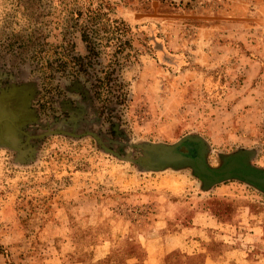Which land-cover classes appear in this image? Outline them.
<instances>
[{
  "label": "rangeland",
  "instance_id": "rangeland-1",
  "mask_svg": "<svg viewBox=\"0 0 264 264\" xmlns=\"http://www.w3.org/2000/svg\"><path fill=\"white\" fill-rule=\"evenodd\" d=\"M109 1L131 32L75 18L100 0H0V84L26 81L35 108L26 133L0 123V264H144L196 225L213 252L260 264L264 192L236 178L203 190L147 150L199 135L212 167L239 150L264 166V0ZM75 78L95 109L74 110Z\"/></svg>",
  "mask_w": 264,
  "mask_h": 264
},
{
  "label": "water",
  "instance_id": "water-1",
  "mask_svg": "<svg viewBox=\"0 0 264 264\" xmlns=\"http://www.w3.org/2000/svg\"><path fill=\"white\" fill-rule=\"evenodd\" d=\"M193 142L200 146L198 156H190L180 152L178 149L183 143ZM207 143L199 135H184L172 144L152 145L148 150L157 159L156 167L184 168L189 167L192 172L202 181V189L207 190L222 181L236 178L249 183L264 192V170L249 173L248 158L249 150H239L233 153L221 155V163L217 167L210 166L206 161ZM128 160H130L128 158Z\"/></svg>",
  "mask_w": 264,
  "mask_h": 264
},
{
  "label": "crops",
  "instance_id": "crops-1",
  "mask_svg": "<svg viewBox=\"0 0 264 264\" xmlns=\"http://www.w3.org/2000/svg\"><path fill=\"white\" fill-rule=\"evenodd\" d=\"M203 229V227H198V225L194 227L189 226L183 231L176 232L175 235H170V240H165L163 245L154 247L156 252L152 255L149 254L144 260V264H200V257L197 258V255L202 256L203 264H235L234 254L230 251L229 243V245L226 244L228 246H226L225 254H218L209 249V242L203 241V237L198 239L193 236V234L198 233ZM224 230L226 232H223V235H226L227 230ZM255 230L257 229L255 228ZM256 232L257 231H255V234ZM190 234L192 235L191 237ZM248 238L251 237L245 236L244 239L250 240ZM249 245L251 247H258L256 244ZM260 264H264V260H261Z\"/></svg>",
  "mask_w": 264,
  "mask_h": 264
},
{
  "label": "trees",
  "instance_id": "trees-1",
  "mask_svg": "<svg viewBox=\"0 0 264 264\" xmlns=\"http://www.w3.org/2000/svg\"><path fill=\"white\" fill-rule=\"evenodd\" d=\"M110 8H111V4H110L109 0H100L99 4L96 7H92L90 5H87V6H85V10L77 9V12L75 13V18L79 19V18L86 17V20L89 21L90 23H94L98 18L104 19L107 27L109 25H111V27L113 28L112 30L113 31L119 30V33L121 35H125V34L131 32L130 26L128 25V23L126 21H124L123 19L118 18V17L112 18L109 15L108 10ZM81 39L84 42L87 51L89 53H93L94 47H93L92 42L90 41L89 35H88L86 30H82ZM125 41H127V40H125ZM122 49H123L122 45H119L117 47L118 51H121ZM81 70H83V72L87 73V71L85 69H81ZM8 80L14 82L13 80H15V79H14L13 73H12V75L7 73V81ZM19 83L28 84L26 81H19ZM67 86L68 87H66V88L68 90L74 91L77 94H79V96H80L79 101H75L74 109L77 108L78 110H82L85 113L87 107H89V106L93 107V100L95 97L94 93L91 90V88L87 87L79 78H75V79L71 80ZM68 100H69V103L64 102L62 104L63 105L62 109H63L64 115H67L66 109L70 108L73 105V101L69 97H67V99H65L64 101H68ZM104 108H105L104 112L107 113V116H109L113 111V107L111 108V107L107 106ZM93 109H95V108L93 107ZM106 119H109V121H110V117H106ZM110 124H111V125H109L110 131L113 134H116V136L123 137V130L119 129L118 123H115V121H110ZM100 147L103 148L104 150H107V147H105V146L100 145ZM0 253H5V251L1 245H0ZM5 254H7V253H5Z\"/></svg>",
  "mask_w": 264,
  "mask_h": 264
},
{
  "label": "flooded vegetation",
  "instance_id": "flooded-vegetation-1",
  "mask_svg": "<svg viewBox=\"0 0 264 264\" xmlns=\"http://www.w3.org/2000/svg\"><path fill=\"white\" fill-rule=\"evenodd\" d=\"M23 85L24 84L19 83V81H14L12 83L5 81L0 84V112L2 113V116L0 118V123L4 121H8L9 122L8 125H10L12 129L14 128V131L17 130L19 132L26 133V131H24L25 130L24 128L28 125L34 124V122H32L29 119V116H31L32 113L33 114L35 113V108H34V105L30 103V101L26 102L25 89L22 87ZM74 110H78V109L76 108ZM66 111H67V117L66 116L64 117H66V120H69L68 116H69V113L71 112V109L69 110L68 108L66 109ZM59 122L60 123H57L58 124L57 126L62 125L64 123V120H62L60 117ZM0 130H2L1 126H0ZM199 149H200V146L198 144L193 143V142H187V143H183L179 147L178 150L190 156H198ZM207 151H208V148H207ZM147 154L150 157V159L152 160L154 159L152 162V165H153L157 159H155V157L152 155V153L149 150H147ZM251 155L248 158L249 167L251 168H249L248 171L245 170L244 172L246 173L249 172V173H254V174L256 172L261 173L264 170V166L256 167L252 165L250 162ZM206 157H207V152H206ZM259 176L264 178V176L261 174Z\"/></svg>",
  "mask_w": 264,
  "mask_h": 264
}]
</instances>
